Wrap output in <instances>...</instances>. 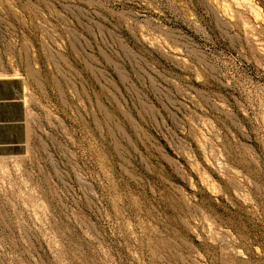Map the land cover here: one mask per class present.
I'll list each match as a JSON object with an SVG mask.
<instances>
[{"label": "rangeland", "instance_id": "rangeland-1", "mask_svg": "<svg viewBox=\"0 0 264 264\" xmlns=\"http://www.w3.org/2000/svg\"><path fill=\"white\" fill-rule=\"evenodd\" d=\"M26 2L57 52L0 70V264H264V0Z\"/></svg>", "mask_w": 264, "mask_h": 264}, {"label": "built area", "instance_id": "built-area-1", "mask_svg": "<svg viewBox=\"0 0 264 264\" xmlns=\"http://www.w3.org/2000/svg\"><path fill=\"white\" fill-rule=\"evenodd\" d=\"M39 9L26 0H0V70L39 71L42 59L50 65L51 56L57 52L52 34L45 30L44 18L29 16L30 12L40 13Z\"/></svg>", "mask_w": 264, "mask_h": 264}, {"label": "crops", "instance_id": "crops-1", "mask_svg": "<svg viewBox=\"0 0 264 264\" xmlns=\"http://www.w3.org/2000/svg\"><path fill=\"white\" fill-rule=\"evenodd\" d=\"M25 87L21 77H0V157L22 156L28 151Z\"/></svg>", "mask_w": 264, "mask_h": 264}, {"label": "bare ground", "instance_id": "bare-ground-1", "mask_svg": "<svg viewBox=\"0 0 264 264\" xmlns=\"http://www.w3.org/2000/svg\"><path fill=\"white\" fill-rule=\"evenodd\" d=\"M235 1H237V0H235ZM237 3V2H236ZM225 10V9H224Z\"/></svg>", "mask_w": 264, "mask_h": 264}]
</instances>
